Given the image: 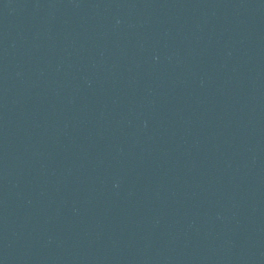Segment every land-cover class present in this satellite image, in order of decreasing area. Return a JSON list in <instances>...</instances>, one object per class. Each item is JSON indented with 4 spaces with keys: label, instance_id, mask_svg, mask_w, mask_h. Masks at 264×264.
<instances>
[{
    "label": "water",
    "instance_id": "water-1",
    "mask_svg": "<svg viewBox=\"0 0 264 264\" xmlns=\"http://www.w3.org/2000/svg\"><path fill=\"white\" fill-rule=\"evenodd\" d=\"M0 264H264V0H0Z\"/></svg>",
    "mask_w": 264,
    "mask_h": 264
}]
</instances>
